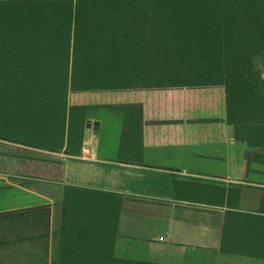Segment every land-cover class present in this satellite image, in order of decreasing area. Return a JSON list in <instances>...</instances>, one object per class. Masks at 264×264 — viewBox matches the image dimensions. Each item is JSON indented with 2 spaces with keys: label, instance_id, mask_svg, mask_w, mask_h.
Instances as JSON below:
<instances>
[{
  "label": "crops",
  "instance_id": "obj_1",
  "mask_svg": "<svg viewBox=\"0 0 264 264\" xmlns=\"http://www.w3.org/2000/svg\"><path fill=\"white\" fill-rule=\"evenodd\" d=\"M76 11L77 0H0V264L93 250L63 217L67 186L124 195L115 258L264 264L221 248L230 208L249 219L228 233L264 235V148L228 122L225 87L74 90ZM191 177L208 179L206 200Z\"/></svg>",
  "mask_w": 264,
  "mask_h": 264
},
{
  "label": "trees",
  "instance_id": "obj_2",
  "mask_svg": "<svg viewBox=\"0 0 264 264\" xmlns=\"http://www.w3.org/2000/svg\"><path fill=\"white\" fill-rule=\"evenodd\" d=\"M263 56L264 0H77L74 90L223 86L228 122L238 131L245 127L251 146L264 148ZM83 131L79 120L71 139L82 138ZM233 191L239 197L240 189ZM123 198L66 187L63 217L93 249L71 258L72 264H154L113 255ZM230 209L222 251L264 258V235L228 233L237 223L244 229L249 219ZM96 237L103 250L97 255Z\"/></svg>",
  "mask_w": 264,
  "mask_h": 264
},
{
  "label": "rangeland",
  "instance_id": "obj_3",
  "mask_svg": "<svg viewBox=\"0 0 264 264\" xmlns=\"http://www.w3.org/2000/svg\"><path fill=\"white\" fill-rule=\"evenodd\" d=\"M258 62H259V67H260L261 71L264 73V56L259 58ZM263 77H264V74H263ZM263 90H264V85H263ZM123 156H124V154H123ZM190 179L193 181L195 186L198 185V188L201 187V188H199L200 190L195 195V197H198L201 200H206V198L208 197V193H207V190H205V189L207 188L206 186L208 184L207 183L208 179H206V178H198V177H191ZM227 184L229 185L230 183H227ZM162 233H164V232H162Z\"/></svg>",
  "mask_w": 264,
  "mask_h": 264
},
{
  "label": "built area",
  "instance_id": "obj_4",
  "mask_svg": "<svg viewBox=\"0 0 264 264\" xmlns=\"http://www.w3.org/2000/svg\"><path fill=\"white\" fill-rule=\"evenodd\" d=\"M84 151H85V152H90V149H85Z\"/></svg>",
  "mask_w": 264,
  "mask_h": 264
}]
</instances>
